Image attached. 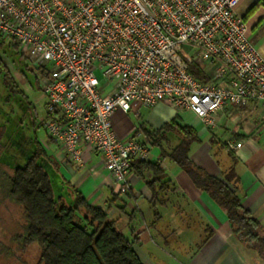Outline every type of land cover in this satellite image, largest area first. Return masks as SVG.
Returning a JSON list of instances; mask_svg holds the SVG:
<instances>
[{"label": "built area", "instance_id": "2783aa9c", "mask_svg": "<svg viewBox=\"0 0 264 264\" xmlns=\"http://www.w3.org/2000/svg\"><path fill=\"white\" fill-rule=\"evenodd\" d=\"M241 1L0 0V39L42 72L48 139L74 163L84 147L101 156L123 195L131 162L148 160L151 147L140 134L117 135L118 111L165 102L213 129L228 107L264 104V58L237 14ZM191 64L210 66L209 81Z\"/></svg>", "mask_w": 264, "mask_h": 264}, {"label": "crops", "instance_id": "0c3cea01", "mask_svg": "<svg viewBox=\"0 0 264 264\" xmlns=\"http://www.w3.org/2000/svg\"><path fill=\"white\" fill-rule=\"evenodd\" d=\"M237 14L247 23L249 38L264 58V0H242ZM200 68L207 76L212 70L205 65ZM186 115H192L197 126L185 123ZM176 117L198 133L200 142L192 145L189 154L193 162L219 179L234 169L242 204L264 228V104L228 107L218 113L213 129H206L194 114L178 113L165 102L127 113L118 111L113 125L117 135L126 140L140 125L159 130ZM233 143L238 145L236 150H230ZM156 149L152 147L148 160L160 162L172 183L155 205L146 185L149 174L141 178L130 173L129 194L116 199V186L101 156L84 147L83 164H78L58 146L54 145L49 153L58 164L60 180L82 192L90 204L111 207L109 216L117 220L118 230L129 240L137 239L134 250L143 264H264L255 251L234 238L226 213L176 164L161 160L160 149ZM168 210L172 222L163 226ZM192 224H197L204 236L198 244L191 242ZM182 241L188 246L183 247Z\"/></svg>", "mask_w": 264, "mask_h": 264}, {"label": "trees", "instance_id": "16d2710c", "mask_svg": "<svg viewBox=\"0 0 264 264\" xmlns=\"http://www.w3.org/2000/svg\"><path fill=\"white\" fill-rule=\"evenodd\" d=\"M19 52L25 57L20 48ZM189 72L198 81H209L197 64H191ZM37 73L41 90L42 72ZM1 79L14 96L28 99L0 58ZM42 125L44 127V123ZM8 129V124L0 127V157L3 154L1 141ZM139 133L153 147L160 149L161 160L176 164L197 189L206 193L226 213L234 238L264 259V228L242 204L234 169L219 179L190 158L192 145L200 142L196 129L183 125L176 117L159 130L140 125L134 135ZM170 138L177 143L172 150H167L164 143ZM48 141L52 144L50 139ZM30 149L31 152L18 161L19 164L25 157L21 166H5L0 158V195L3 197L0 205L12 222L7 249H12L13 245L16 250L24 251L29 245L37 244L41 250L39 264H143L134 250L137 239L129 240L118 230L117 220L109 216L111 207L90 204L82 192L68 181L60 180L58 164L36 137L28 151ZM131 173L141 178L149 174L146 185L152 194L153 205L160 201L161 193L167 192L172 183L160 162L133 160ZM121 195L116 194L115 198Z\"/></svg>", "mask_w": 264, "mask_h": 264}, {"label": "rangeland", "instance_id": "374dc122", "mask_svg": "<svg viewBox=\"0 0 264 264\" xmlns=\"http://www.w3.org/2000/svg\"><path fill=\"white\" fill-rule=\"evenodd\" d=\"M0 58L10 72L14 82L28 98L25 99L21 95L14 96L3 79L0 80V127L5 124L9 126L1 141L3 154L0 158L5 166L14 167L18 164L21 157L31 152V149L29 151L28 149L31 148L35 137L48 150H52L54 144L51 145L48 141L47 133L42 125L46 116L47 99L39 89L37 82L38 73L33 68L34 66L26 57L21 56L16 42L10 43L0 39ZM97 74L102 82L101 75ZM184 122L194 127L198 123L192 115H186ZM166 142L164 145L167 150H172L177 143L174 138H170ZM148 145L152 149L153 146L150 142H148ZM155 152H159V149H156ZM24 162L25 157L17 166L23 165ZM1 196L0 201L3 200ZM1 207L2 205H0V264H39L41 250L37 244L29 245L24 251L16 250L13 245H11L12 249H7L10 246L9 237L11 235L12 222ZM167 213L163 226L172 222L171 210H168ZM191 233L192 244H198L203 240V233L197 224H192ZM170 242L174 243L175 241L170 240ZM182 243L183 247L188 246L184 241ZM169 252L173 253L174 251Z\"/></svg>", "mask_w": 264, "mask_h": 264}]
</instances>
